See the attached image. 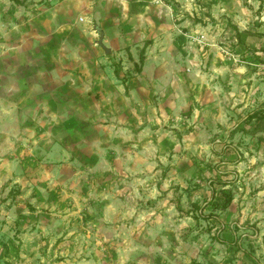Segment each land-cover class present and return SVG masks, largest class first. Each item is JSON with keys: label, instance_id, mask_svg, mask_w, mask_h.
<instances>
[{"label": "rangeland", "instance_id": "1", "mask_svg": "<svg viewBox=\"0 0 264 264\" xmlns=\"http://www.w3.org/2000/svg\"><path fill=\"white\" fill-rule=\"evenodd\" d=\"M68 28L100 29L123 57L130 114L91 132L71 113L72 134L46 149L36 53L56 60ZM254 111L264 0H0V264H264ZM222 185L232 202L212 213Z\"/></svg>", "mask_w": 264, "mask_h": 264}, {"label": "crops", "instance_id": "2", "mask_svg": "<svg viewBox=\"0 0 264 264\" xmlns=\"http://www.w3.org/2000/svg\"><path fill=\"white\" fill-rule=\"evenodd\" d=\"M105 36V33L102 32V44L106 41ZM97 40L90 34L88 29L68 28V40L64 42V48H59L62 51L56 53L58 55L56 60L52 59L51 56L50 59H45V57L49 58L47 55H49V50L52 48L45 47L48 51L41 49L38 52L36 51V54L40 55V59L35 63L38 69L35 74L34 87L39 91L40 99H43L38 104V114L49 119L48 126L44 127L45 124L40 125L41 128L48 131L46 134L48 138L38 137V141L43 140L41 146L46 147V149L51 144H57L61 141L57 136H52L56 130L64 132L67 137L68 134H72L74 128L71 127L73 122L70 123V121L75 119L69 116L71 113L79 114L80 119H82L81 126L85 125V130H91V132L95 130L97 132L99 131L97 127L102 129L101 127L104 126H97L93 120L105 121V116L108 117L109 114L112 115V120L119 123L117 129L123 128L121 124L126 123V117L121 118L124 113V115L130 114V107L127 110L126 102L122 100L121 96L125 84H121L113 73L116 57L117 60L123 57L120 56V53L119 55L116 54L108 46L109 53L105 54L102 48L98 46ZM56 98L63 99V102L58 104L60 106L55 104ZM75 101L77 105H75ZM115 101L118 103L116 106ZM63 104L67 107H64ZM68 105H72L75 109L71 106L68 109ZM83 121L86 122L83 123ZM127 121L130 125L129 117ZM78 123L80 124V122ZM105 130L106 127L103 128V131ZM55 134H57V131Z\"/></svg>", "mask_w": 264, "mask_h": 264}, {"label": "trees", "instance_id": "3", "mask_svg": "<svg viewBox=\"0 0 264 264\" xmlns=\"http://www.w3.org/2000/svg\"><path fill=\"white\" fill-rule=\"evenodd\" d=\"M149 43L150 41H145L143 47L138 52V63H134L136 72L140 71V66L142 65L144 59V49ZM113 73L116 79L120 80L121 82L124 81V79L119 74V68L117 66L113 68ZM252 120H264V115H262L259 111H254L248 114L245 118L246 122H251ZM220 184L224 183L221 182ZM222 187L223 185L220 186L215 192H212V195L210 196V199L207 202L212 213L215 211L222 212L226 210L232 202L233 196L231 191Z\"/></svg>", "mask_w": 264, "mask_h": 264}, {"label": "water", "instance_id": "4", "mask_svg": "<svg viewBox=\"0 0 264 264\" xmlns=\"http://www.w3.org/2000/svg\"><path fill=\"white\" fill-rule=\"evenodd\" d=\"M96 32L98 34V40H97L98 46H100L102 48V50L105 54H108L109 49L106 48L105 46H103L104 44H102V31L100 29H96Z\"/></svg>", "mask_w": 264, "mask_h": 264}]
</instances>
